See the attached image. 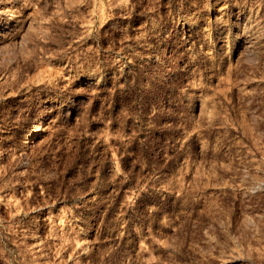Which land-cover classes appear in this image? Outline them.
Masks as SVG:
<instances>
[{"label": "rangeland", "instance_id": "374dc122", "mask_svg": "<svg viewBox=\"0 0 264 264\" xmlns=\"http://www.w3.org/2000/svg\"><path fill=\"white\" fill-rule=\"evenodd\" d=\"M0 12V264H264V0Z\"/></svg>", "mask_w": 264, "mask_h": 264}, {"label": "bare ground", "instance_id": "6f19581e", "mask_svg": "<svg viewBox=\"0 0 264 264\" xmlns=\"http://www.w3.org/2000/svg\"><path fill=\"white\" fill-rule=\"evenodd\" d=\"M158 62H160V61H158ZM163 78H165V76ZM44 119L45 118L43 116H35L34 119L32 120V126L39 128V126H41L43 124V120ZM30 143H31L30 136L28 134H24L23 135V139L21 140L19 147H21V148H27V147H29V144Z\"/></svg>", "mask_w": 264, "mask_h": 264}]
</instances>
